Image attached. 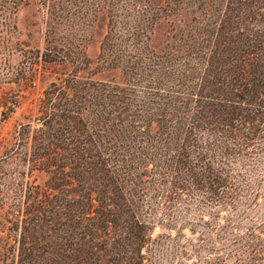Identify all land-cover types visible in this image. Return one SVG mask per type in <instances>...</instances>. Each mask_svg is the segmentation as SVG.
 <instances>
[{
    "label": "trees",
    "instance_id": "trees-1",
    "mask_svg": "<svg viewBox=\"0 0 264 264\" xmlns=\"http://www.w3.org/2000/svg\"><path fill=\"white\" fill-rule=\"evenodd\" d=\"M36 1L53 19L47 42L60 28L82 38L103 12L97 57L120 78L71 73L45 88L19 130L27 167L0 179V264H147L157 221L238 209L264 178V0ZM257 239L225 264H264Z\"/></svg>",
    "mask_w": 264,
    "mask_h": 264
},
{
    "label": "rangeland",
    "instance_id": "rangeland-1",
    "mask_svg": "<svg viewBox=\"0 0 264 264\" xmlns=\"http://www.w3.org/2000/svg\"><path fill=\"white\" fill-rule=\"evenodd\" d=\"M51 24L47 8L36 0L24 2L13 13L0 7V179L27 167L22 160L25 147L18 143L19 130L26 123L34 125L41 116V98L51 81L71 73L82 79L120 78L118 70L101 67L97 57L107 28L103 12L93 16L82 38L73 42L67 38L71 33L66 28L58 29L52 42H47ZM47 46H70L76 52L63 60L55 51L48 53ZM31 177L45 183L49 173L35 168ZM258 180L236 210L196 205L188 223L168 226L157 221L152 241L144 250L147 264H225L232 261L233 254L244 252L247 243L264 239V178ZM5 226L0 210V231Z\"/></svg>",
    "mask_w": 264,
    "mask_h": 264
}]
</instances>
